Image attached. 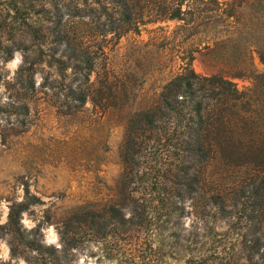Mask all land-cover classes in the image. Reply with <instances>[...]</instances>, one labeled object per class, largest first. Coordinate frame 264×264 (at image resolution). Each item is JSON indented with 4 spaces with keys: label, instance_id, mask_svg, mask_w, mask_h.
<instances>
[{
    "label": "rangeland",
    "instance_id": "obj_1",
    "mask_svg": "<svg viewBox=\"0 0 264 264\" xmlns=\"http://www.w3.org/2000/svg\"><path fill=\"white\" fill-rule=\"evenodd\" d=\"M53 1L0 0V224L7 223L12 205L34 196L21 220L30 236L56 248L55 264H252L237 259L249 236L234 216H214V208L192 198L166 213L155 203L145 205L151 200L144 198L142 186L132 202L119 185L128 112L153 101L171 71L188 61L203 71L200 52L208 41L238 54L264 38V0H219L210 19L192 20L188 39L176 32L183 22L178 17L145 21L121 36L109 34L105 54L126 79L130 105L106 111L90 99L65 103L67 79L46 60L56 43L48 39L41 50L27 32V23L44 17V6ZM163 1L141 4L157 9ZM58 3L62 6V0ZM48 24L57 30L62 19ZM252 47L255 66L264 70ZM189 54L195 57L189 60ZM28 55L44 57L31 79L22 69ZM234 80L240 88L252 84L249 76ZM115 200L136 205L126 210L134 230L96 236L92 221L98 217L92 210L104 212ZM12 236L0 229V264H46L36 250L14 252Z\"/></svg>",
    "mask_w": 264,
    "mask_h": 264
},
{
    "label": "trees",
    "instance_id": "obj_2",
    "mask_svg": "<svg viewBox=\"0 0 264 264\" xmlns=\"http://www.w3.org/2000/svg\"><path fill=\"white\" fill-rule=\"evenodd\" d=\"M73 1L62 0L60 6L54 0L44 6V17L27 23V32L41 50L48 39L56 43L45 59L67 79L64 102L80 105L90 99L104 111L130 105L125 99L129 97L126 79L105 54L109 34L121 36L139 23L178 17L183 22L176 32L188 39L193 34L192 20L210 19L220 7L219 0L197 4L198 0H187L185 7V0H165L157 9L141 0H77L74 5ZM203 3L205 7H200ZM71 16L79 19L72 22ZM57 19H62V27L54 30L48 22ZM216 44L208 41L200 52L203 71L188 61L171 71L153 101L128 112L119 187L136 202V191L142 186L144 198L151 200L145 205L155 203L166 213L183 208L192 198L214 208V216H234L249 236L236 251L237 259L264 264V70L255 66L252 47L264 63V38L238 54ZM188 56L189 60L195 57ZM41 60L44 57L27 56L28 64L22 67L27 78L33 77L35 63ZM246 76L252 84L238 87L234 79ZM235 172L237 176L230 179ZM33 197L12 205L0 229L7 228L13 235L14 252L33 249L44 263L55 264L56 248L30 236L21 220ZM132 202L115 200L105 204L104 212L101 207L93 209L98 217L92 221L95 235L134 230L126 216V210L136 209Z\"/></svg>",
    "mask_w": 264,
    "mask_h": 264
}]
</instances>
